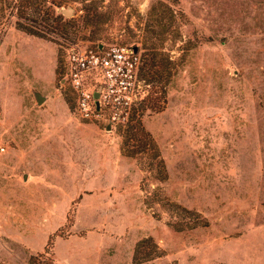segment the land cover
I'll return each instance as SVG.
<instances>
[{
  "label": "rangeland",
  "instance_id": "obj_1",
  "mask_svg": "<svg viewBox=\"0 0 264 264\" xmlns=\"http://www.w3.org/2000/svg\"><path fill=\"white\" fill-rule=\"evenodd\" d=\"M88 1H39V36L0 0V264L51 234L54 264H264V0H95L85 25ZM112 41L138 44L151 77L146 147L122 143L135 121L80 117L63 80L70 45Z\"/></svg>",
  "mask_w": 264,
  "mask_h": 264
},
{
  "label": "built area",
  "instance_id": "obj_2",
  "mask_svg": "<svg viewBox=\"0 0 264 264\" xmlns=\"http://www.w3.org/2000/svg\"><path fill=\"white\" fill-rule=\"evenodd\" d=\"M140 64L141 53L136 43L70 45L63 80L74 89L76 113L86 119L126 122L133 111L138 112L139 104L151 87V83L139 75ZM3 149L0 145V151Z\"/></svg>",
  "mask_w": 264,
  "mask_h": 264
},
{
  "label": "trees",
  "instance_id": "obj_3",
  "mask_svg": "<svg viewBox=\"0 0 264 264\" xmlns=\"http://www.w3.org/2000/svg\"><path fill=\"white\" fill-rule=\"evenodd\" d=\"M39 1H48L49 2L48 6H50V5H59L64 0H20L21 5L23 6L24 9L22 12H19L18 15H19V17H23L25 22H16V24H17V27L23 29L27 33H32L35 35L43 36L45 31L49 30L48 16L47 15L50 13V11H49L48 7L44 8L42 10L40 6H36L39 4ZM81 1H85V0H81ZM94 2H95V0H89L88 2L84 3V5L82 6L84 12L81 14V20L85 23V25L92 24L93 21H97V22L103 21V18H99V16L101 15V11L98 10V5H97V3L94 4ZM35 3H37V4H35ZM30 14H32L34 16H29ZM55 24L57 26L59 25L57 22ZM61 65H62V58L60 57V55H57L55 72H57L58 75L62 70ZM153 71L155 73L159 72V70L157 68L153 69ZM139 75L142 78H144L145 81L150 82V83L152 82L149 74L148 73L146 74V72H144L142 57H141V64L139 67ZM151 94H152V90L150 89L149 92L147 93V95L145 96V98L139 104L138 112L136 113L135 111H133L131 113L130 118L126 121L127 123L132 122V121L137 122L141 136L138 137L134 133L133 134H131V133L121 134L122 135V143L124 145L126 144L127 146L133 147L132 141H134V139H136V141H139V143H141L140 144L141 146H145V147H146V143L152 142V138H151L149 132H147L144 129V127L141 124L140 119L138 118L139 113H140V109H142V106L144 105L145 101L148 100L150 97H152ZM65 100H66V102H68L70 100V97L69 96L66 97ZM72 100H73V103H75L76 100H75L74 95H72ZM130 124H132V123H130ZM124 145H123V148H124ZM152 145H154V146H149L153 150L151 157L155 159L156 164H159L161 166L160 171H162V172H160L159 178H165L166 174L164 171V164H163L162 157L160 156L159 150L156 148L155 144H152ZM137 151L138 150H135L133 152L137 153ZM139 151H141V150H139ZM124 153L127 155L128 154L134 155V153H132V152H130V153L124 152ZM177 207H179V209H181L184 213L195 214L193 217L187 216L189 223L197 224L201 220H204V222H205V217L201 216V214H199V212H197L195 210H191L185 206H179V204L177 205ZM52 236H53V234H51L49 236L48 241L42 250L36 251L35 253H31L29 255V258H28L29 264H54V257H53V252H52ZM150 239H151V237H143L136 242L135 247H134V253H133V260L134 261H140V258H138L137 254L140 251V248H142V246H144V245L146 246V244L144 242H146Z\"/></svg>",
  "mask_w": 264,
  "mask_h": 264
},
{
  "label": "water",
  "instance_id": "obj_4",
  "mask_svg": "<svg viewBox=\"0 0 264 264\" xmlns=\"http://www.w3.org/2000/svg\"><path fill=\"white\" fill-rule=\"evenodd\" d=\"M65 12H69V9H66ZM94 96L95 97L98 96V92L96 90L94 91ZM36 99H37V102L40 103L44 99V96L40 95V94H37L36 95ZM96 104H97V100H96ZM110 126H111V124H108L107 128H110Z\"/></svg>",
  "mask_w": 264,
  "mask_h": 264
},
{
  "label": "crops",
  "instance_id": "obj_5",
  "mask_svg": "<svg viewBox=\"0 0 264 264\" xmlns=\"http://www.w3.org/2000/svg\"><path fill=\"white\" fill-rule=\"evenodd\" d=\"M43 40V39H42ZM45 41V40H44ZM45 42H48V41H45ZM56 62H57V56H56V61L54 63V73H55V66H56Z\"/></svg>",
  "mask_w": 264,
  "mask_h": 264
}]
</instances>
